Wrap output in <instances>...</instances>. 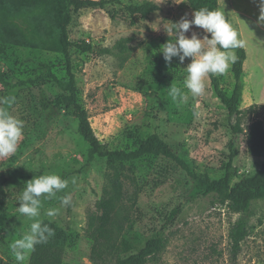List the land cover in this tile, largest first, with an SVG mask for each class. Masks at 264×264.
Here are the masks:
<instances>
[{"label":"rangeland","instance_id":"rangeland-1","mask_svg":"<svg viewBox=\"0 0 264 264\" xmlns=\"http://www.w3.org/2000/svg\"><path fill=\"white\" fill-rule=\"evenodd\" d=\"M142 5H154L157 10L145 17L128 11L130 6ZM4 7L13 22L10 33L0 39V71L15 86L0 83V98H11L0 109L24 122L17 153L0 159V197L5 207L0 214V257L5 262L16 264L9 246L32 223L17 211L25 185L36 176L56 174L68 179L69 186L56 199H42L40 219L55 231L50 241L63 249L62 264H93L90 221L100 213L96 204L115 196V182L121 185L113 212L115 238L137 249L150 238L167 239L162 252L147 264H264V200L254 201L242 214L209 196L191 203L171 233H161L162 214L181 196L179 187L169 182L177 169L175 163L156 156L117 165L99 157L90 161L89 145L78 133L77 120L61 108L66 93L48 78L20 84L46 77L48 72L68 81L64 55L43 46L52 15L43 6L0 0V17ZM193 14L187 0H122L104 9H83L73 16L70 41L74 45L85 41L94 49L84 53L72 47L70 57L78 103L108 150L132 151L157 134L198 174L215 180L225 176L229 162L227 111L209 77L198 104L190 94L183 103L173 101L168 88L173 84L187 92L184 79L192 60L181 64L174 57L168 64L160 51L171 39L164 26L182 18L192 20ZM193 32L203 38V29L193 26L186 35L190 38ZM245 40L248 58L238 109L244 112L240 123L247 133L254 122L264 128V106L254 100L264 92V44H257L254 37ZM232 66L226 74L216 75L227 94L234 88ZM253 105L258 106L247 112ZM194 108L198 117L193 115ZM261 163L259 155L249 152L235 159V181L253 175ZM64 195H71L70 206L61 205L59 197ZM57 208L56 217L46 215L47 210ZM241 217L247 220L249 235L233 259L229 233ZM114 262L110 253L102 264Z\"/></svg>","mask_w":264,"mask_h":264},{"label":"trees","instance_id":"trees-1","mask_svg":"<svg viewBox=\"0 0 264 264\" xmlns=\"http://www.w3.org/2000/svg\"><path fill=\"white\" fill-rule=\"evenodd\" d=\"M26 5L43 6L53 18V24L49 26L48 38L43 42L44 48L53 53L63 54L66 60V72L68 81L59 80L51 72L46 77H39L36 81L21 82V85L36 84L46 78L51 79L66 93L62 99V109L71 114L78 122V133L89 145V160L95 158L106 159L110 165L135 161L146 156L163 157L173 161L176 171L170 178V183L179 187L180 198L169 205L160 219L161 233L169 234L176 227L186 208L194 201L215 196L217 201L228 206L235 213H247L254 201L264 200V128L262 123L254 122L246 133L240 119L244 114L238 109L242 94L241 77L246 63L245 48L233 50L237 56L232 66L234 75V88L231 94H227L216 75H209L214 93L227 111L228 126L231 130V139L228 143L229 162L226 174L221 179H211L207 175L198 174L185 160L177 156L169 144L157 134H153L143 141L135 150H108L99 140L90 123L88 113L78 103V89L73 72L70 49L75 47L81 52L93 51V47L82 41L73 44L69 37V27L74 14L86 8L104 9L108 5L120 3L122 0H13ZM189 9L193 12L201 8L209 10H221L219 0H187ZM154 5L130 6L128 11L133 15L147 16L156 11ZM230 22L229 17L226 15ZM12 16L6 7L1 11L0 39H5L11 31ZM0 83L7 87L15 85L5 79V74L0 71ZM257 105L251 106L247 112H252ZM260 156L261 166L251 176L237 177L235 159L246 153ZM115 196L102 199L96 204L99 215H94L90 221L89 237L93 240L92 260L93 264H102L103 259L110 253L115 257L114 264H147L156 259L166 245L167 239L162 236L150 238L140 249L135 248L127 240H117L112 230L113 212L121 195V185L115 182ZM1 196V195H0ZM5 213V207L0 197V214ZM247 220L241 217L231 228L229 240L232 258L235 259L240 251L241 243L248 237ZM63 249L53 244L50 240L46 244L37 245L31 254L30 264H62ZM0 264H8L0 257Z\"/></svg>","mask_w":264,"mask_h":264},{"label":"clouds","instance_id":"clouds-1","mask_svg":"<svg viewBox=\"0 0 264 264\" xmlns=\"http://www.w3.org/2000/svg\"><path fill=\"white\" fill-rule=\"evenodd\" d=\"M261 4L264 5V0H261ZM193 15L192 20L182 18L178 23L169 22L164 26L171 39L160 49L168 64H171L174 57L178 58L181 64L188 58L192 60L186 68L187 75L184 79V88L187 92L173 84L168 88V94L178 103H183L190 94L198 104V98L204 96L206 92L205 78L209 75L226 74L230 65L237 60L233 50L245 47L246 43L223 11L201 8ZM259 19L264 22V6L261 7ZM193 26L204 30L203 38L195 32L190 38L186 35ZM10 102L11 98H0V104ZM193 115L199 116L195 108ZM23 135L24 122L8 111L0 109V159L9 158L17 153ZM72 183H76L75 179ZM68 186L69 180L56 174L36 176L25 185L20 194V206L17 211L32 223L28 232L15 239L9 246L16 264H26L36 246L48 243L55 235L54 229L40 219L42 199H56L57 194L64 192ZM59 199L62 206L71 205V195H64ZM59 212L58 208L49 209L46 215L56 217Z\"/></svg>","mask_w":264,"mask_h":264},{"label":"crops","instance_id":"crops-1","mask_svg":"<svg viewBox=\"0 0 264 264\" xmlns=\"http://www.w3.org/2000/svg\"><path fill=\"white\" fill-rule=\"evenodd\" d=\"M219 3L221 11L229 17L230 23L238 31L241 39L246 41L245 39H247V37H254L257 44H264V22H261L259 19L261 7L264 6L261 4V0H219ZM262 50L264 51V47H262ZM247 58L246 52V61ZM261 59L264 60V56H261ZM244 73L245 68L241 80ZM243 91L244 85L242 84V97ZM262 93L263 95H261L260 98H258V94H256L255 98L254 96L250 98V101L254 98L256 104L264 106V92Z\"/></svg>","mask_w":264,"mask_h":264}]
</instances>
